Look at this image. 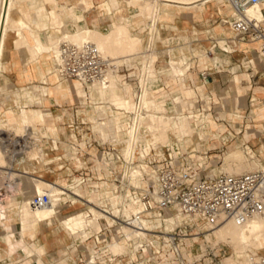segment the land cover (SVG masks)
I'll return each instance as SVG.
<instances>
[{"label":"bare ground","instance_id":"obj_1","mask_svg":"<svg viewBox=\"0 0 264 264\" xmlns=\"http://www.w3.org/2000/svg\"><path fill=\"white\" fill-rule=\"evenodd\" d=\"M68 1L69 0H64V1L51 0V2L54 3L53 4L54 6L52 8H48L45 7L44 5L37 3L36 1H30V0H0V78L3 72L2 58L4 55V49L6 45V36L9 31L12 30L17 31L16 34L18 33L19 37L14 40V43L17 46L19 45L27 46V48L30 51L29 57L32 59V62L34 60L41 63L42 61L40 62L38 60V58H40L39 54L46 53L48 55V58L42 63V65L43 67L53 69L54 71L57 68H55L53 61L55 60L57 65L61 61L59 49H60V44L63 41L82 42L84 40H92L95 43H97V45L100 47L104 55L107 54L106 56L112 53L113 50L118 51L122 49H123L122 51L127 50L129 52L135 50L134 51L135 53H131L132 56H134L135 54L137 55L141 54L143 57L142 58L143 67L141 73L142 75L140 76L142 77V87L144 90L143 104L141 105V108L148 109L149 107H154L153 105H155V107H157L156 109L159 110L161 109V107L166 105L168 100L164 96H162L163 98L160 99L158 98L154 99L148 96V81L151 75H155L152 70L151 64L155 60V55H156V49L150 48L151 51L149 50L150 51L149 52L148 47L152 43L156 45L158 38L163 39L171 54L170 65L172 66V69L183 72L182 68H179L177 62L181 55L179 57H175L174 55L175 47L176 46L178 47L177 44L180 43L181 41H179V39L177 40L176 37L162 38L160 35L159 21L165 18L169 19L168 15L166 14V11H171L169 8L171 6L192 5L197 2L198 5L204 7L207 1L210 0H142L144 2L136 3L135 5L136 11L132 12L134 14V17L138 14L150 15L149 18L150 20L147 23L148 38L132 32V27L134 26V23L131 25L127 23L130 20L126 19V13L122 15L121 22H116L115 20H113V23L108 30H102L97 27L90 26L88 25V23H86L85 26H83L82 23L79 22L80 19L78 18V16L81 15V13L78 12L77 7L75 5L69 4ZM79 1L84 3V7L87 9L95 5V0H79ZM120 1L121 0H102L101 4L100 3L99 4L106 9L109 8L117 9L122 7ZM130 1L131 0H126V5L123 6L125 7V11H127L130 8L127 6L128 2ZM263 8H264V0L253 6H249L246 10V14L250 17H256L258 19H262L264 16ZM16 9H18L22 13L23 15L22 17L14 16V10ZM30 9H34L37 12L40 20L39 23L42 29L46 30V28H58L59 30L57 31H61V34H58L56 31L57 35L51 36L48 34V32L42 33V31L34 28V26H32L31 23L32 21L30 20L31 18V13L29 12ZM65 15L68 16L67 19L64 18ZM131 17L132 16H129L127 18L131 19ZM69 18L75 20V25L73 27H70V25L68 24ZM25 28L28 29L27 34L24 32ZM180 38L187 39L188 37L187 35L185 36L182 35L180 36ZM256 43L258 45L260 42L256 41ZM140 49L143 50L137 52ZM215 59H217L218 61V57H215ZM14 65H17L16 61L8 64L5 63V69L12 68ZM38 76L40 78L46 79L45 71L41 70L40 72H38ZM53 77L56 79V76ZM120 80L121 79L118 78V74L112 73L109 76V80L105 82V84L96 83L94 85H90L87 88L82 82L77 80L74 81L71 85L68 84L65 85V87L69 91H75L76 94L82 96L85 101L89 102V98H90V103L92 104L93 110L92 112H89L87 114L91 115L92 117L99 114L100 106L102 107V109H104V112L107 115V119L100 121V125H101L100 131L102 137L107 138L110 135H112L115 138H117L119 140V143L116 145H123L122 149L124 152L120 155L127 157L126 159L132 157L134 158L137 157L141 159L142 162L137 166H132V165L137 164V162H140V160L131 159L130 167L126 169L125 175L130 174V176H136L138 174H144V173L146 174V172L149 173L150 175H149L148 183L147 184L144 183L142 187L144 188L147 187L148 184H150L151 179H153L154 176L152 175L153 174L152 169L145 163L144 159L146 157V154L152 149V147L158 146L157 141L163 140L164 143H168L170 149L174 152L175 155L179 154L180 151H182L181 144L179 141H177V143L171 142V136H170L171 129H175L176 132L181 131L183 133L181 138L183 139L185 145H187V147L189 148L188 152L192 153L193 155H196L195 151H199L202 147V142L200 141V139L209 138V135L204 131L205 125L203 124L204 121L203 118H198V123L201 124L200 127H192V125L190 124L191 121L190 117L196 116V114L194 113L187 115V113L180 111L175 115H167L166 113L156 114L152 112H141L140 108L134 102L132 97L124 92V89L121 86L122 80L121 81ZM124 84L126 85V83ZM40 87H43L42 90L44 92L42 93L41 91L39 92ZM58 87L59 88H57V92H60L59 89H62L64 87L63 81L60 82ZM35 89L39 92L38 94L37 93L32 94V92L25 90L23 97L17 91L16 93L19 95H17L15 99V103L20 105L21 100L24 99H26V103H29L30 101L40 102L43 101L42 94L48 96L54 93L52 89H50L48 86L45 85L44 86L36 85ZM186 93L193 94L194 91L189 88L186 91ZM167 97L171 98V94L169 93ZM94 100H96L95 102L96 104L99 103L101 105L94 104ZM117 110L120 112V114L117 113ZM124 110H128V111L137 110L136 119L134 118L132 119V117H130L129 120L128 117L126 118V114ZM254 113H257L256 110H254ZM47 114H49V112L41 108L27 109L25 107H19L18 110H15V116L13 120L8 118L7 115L4 116V118L0 119V125H1L0 167L7 168V170L5 171L8 173V176L10 178L11 176L31 177V179L34 182L35 193L49 192L51 195V203L42 207H35L31 205L30 198L26 196L23 197L20 201L15 199L10 200L8 205L4 206L3 203H1L2 198L0 196V224L3 225L6 230L5 239L11 242L12 241L11 233L14 231V230H9L5 227L6 225L5 221L13 220V218L17 216L19 219L20 234L22 236L28 234L34 238V245L36 247L33 249L34 251L31 254V256L33 255L35 256V259L33 261L34 264H50L45 260L44 252L46 249V245L37 239L38 238L37 233L39 227L43 222H46L50 226H54L55 225L54 218H57L60 221V224L56 226L57 229L61 228L66 234L72 237L75 236L76 239L81 240V243H85L86 240L84 237L85 235H87L86 231L84 230L81 232L79 231L74 232L73 228L63 226L61 222V218L59 217L60 207L63 204L62 201L71 198L72 200L78 203H88V210L91 212L93 216L90 226L97 234H99L103 230V223H102L103 218H105L108 222L110 221L111 223L114 222L116 217L115 222H118L119 223L118 225L121 227L117 228L118 232L114 236V239L106 243L105 247L107 248V250L104 249L105 252L109 251L115 255H130L129 260L136 261L137 252L141 249L142 245L144 244H147L149 251H151L152 253L153 250L155 249L159 250V247L161 249L162 244L160 243V239H159L160 234L157 233L159 231L156 228H162L164 223L167 229L174 228L176 224L180 223L182 220L185 219V217L182 216L181 212H179L180 214L177 215L176 214L177 212L168 209L166 214L163 213L161 214L159 212H155V213L147 212L146 215H141V212L143 210V204L141 202L140 196L134 194H127L124 199L125 204H123V208H124L123 214L124 216H126L124 217L122 215H119L121 209V208L119 209V207H113L111 209V208H106L105 204L102 205H96L94 203L92 204L95 198L94 197H90L88 199L85 198V193L82 190L78 189L77 188L78 186L76 187V189L70 190L61 183H56L54 181H51L45 178L43 175L35 174V172H38V169H36L35 166L28 167L25 165L23 169L13 168L10 166L11 170L10 171L8 170L10 169V167H7V164L6 163L3 164V162L13 161L14 157H7L5 154V150L2 144V140L4 138L1 132L2 127H4V125L15 127L17 128L15 130L23 132L22 135H24L25 137L27 136H30L31 138L36 137V139L42 141L44 137L50 138L51 135L53 136L57 135L58 130H56L54 127H50L46 134L44 133L42 135L40 134L31 135V133L33 132L30 131L31 132L30 133L29 129L30 126H32L37 119H43ZM244 116L245 114L242 113L240 109H238L231 112L230 119L233 121H235L236 119L243 120ZM261 117L263 118L264 115L261 114L259 118ZM128 120L130 121V127L126 128L124 127L123 123L126 122V126H127ZM102 123H105L106 126H102ZM212 125H216V122L212 121ZM142 126L145 127L149 132H151L152 134L151 138H145V136L144 137L142 136L141 133ZM255 127L260 128L261 131H264L263 126L260 127L255 126ZM247 129H248V133H250L249 135L255 137L256 131H254V127H252L250 123H248ZM55 145L58 147V137H53V146ZM33 148L38 149L39 153L35 155V153L33 152L35 156H33V158L30 156L31 158L28 160L31 162L36 160L38 161L41 160L42 162L47 163L42 158V155L44 156V154H46L44 149L41 146H39V144L37 145L32 144V149ZM30 151L31 150L29 151L26 150L25 154L28 155ZM199 157L202 156L199 155ZM223 160L225 161L224 165L220 168V170L222 171H226L229 173H241L247 171V166L245 164L244 165L242 164L244 163L243 161L246 162V155L244 153V150L240 146L238 147L236 146V148H234L232 151L226 153ZM105 163L108 166L109 160H106ZM248 166L249 169H254V168L257 169L261 166H262L261 168H263L262 162L255 160L250 164H248ZM0 170L2 171L1 168ZM140 182H142V179L136 178V183H140ZM8 186L11 187V183H9ZM2 188L3 187H1L0 189ZM1 194L2 191L0 190V195ZM99 194H100L99 197L100 203L101 201L104 202L106 197H109L108 194L101 195V192H99ZM57 195L60 196V201L56 200ZM10 209H12L13 212H11ZM186 217L189 220L195 219L191 215H187V214ZM76 219H77L76 211L70 215H67L68 221H74ZM127 219H130L129 222L125 221ZM205 225H207L206 226L207 228L210 227L207 223H205ZM210 228L211 231H206L205 239H203V241L200 243L202 250L203 248L206 247L205 246L206 240L213 243L215 238L218 241L229 242V244L231 242V244L233 243L237 247L236 253H238L237 255L239 256L238 260L227 257L224 261V264H251V262H253L254 260V258L252 257V252L254 253L256 251L264 249V216H255L243 224H239L235 220L230 219L223 222L219 226L213 227V229L212 227ZM199 233L200 232L192 233L190 234L191 236L190 237L187 236L186 239H188L189 237V239H191L190 242L199 240L201 238ZM211 233L214 234L213 240L211 239V235H210ZM22 243L25 249L26 246L33 244L27 242L24 237H22ZM167 243L168 240L164 242L165 245ZM88 247L93 251V253H96L95 250L97 248L95 246L89 245ZM185 249L186 247L184 246V250ZM151 252L147 256H150L152 254ZM147 258L148 257L146 258L142 257L133 264H147ZM256 261L261 262L263 261V258L257 259ZM59 262H60L59 264H79L77 262L70 263L66 258L60 259Z\"/></svg>","mask_w":264,"mask_h":264},{"label":"crops","instance_id":"obj_2","mask_svg":"<svg viewBox=\"0 0 264 264\" xmlns=\"http://www.w3.org/2000/svg\"><path fill=\"white\" fill-rule=\"evenodd\" d=\"M37 3L48 7L47 4H45V2L43 1H38ZM68 3L71 5H75L78 12L81 13V16L83 15L79 22H86L88 23V25L97 27L102 30H108L112 25L113 20H115L116 22H121L122 15L125 13V7L123 6L118 9L109 10L102 7L100 5V2H97L98 5H96V1L95 5H93L89 9L85 8L84 3L80 2L79 0H69ZM196 4L197 2L189 6H171L169 7L172 12L171 18L162 19V24L160 26V35L162 37L180 38V36L182 35H187L188 38L181 39V42L177 44L178 47H175L174 55L176 56V54H178L177 56L179 57L181 54L186 53L188 55L190 64L185 75H181L179 77L171 76L169 74V69L171 68V54L168 50V47L163 46L165 49L157 48V57L151 64L152 70L155 75H151L148 81L150 89L149 96L152 98L156 97L158 99L163 98L162 96L167 98L168 102L166 103V107L168 113H176L178 110L190 113L192 111L195 112V110L197 111L198 109H200L199 114H203L205 113V111H207V113L211 114V116L213 117L216 125H212V120H210L211 122L206 123L204 131L209 135V138L200 139V141L202 142V146L204 147L206 146L207 142H211L209 151L210 149L223 150L225 148H229V76H232L234 80L235 77L238 76L240 79V83L244 81L248 83L245 87L242 86L243 91L241 93V97L246 96V98L249 99L251 90L250 88L254 84H257V91L255 92L261 96H264V63L262 64L260 62V60H262L264 56L259 51L258 54L261 56V59L257 61V64L253 62V59L249 60L250 55H253V52L260 46V43L258 45L256 44V41H254V43H251L249 42L250 38H246L244 40H239L237 38L236 32L232 29L229 23L225 22L226 19H230L233 13V7L228 1L210 0L207 1L204 7ZM127 6L131 8L134 7V10H136L133 1L128 2ZM29 12L31 13L33 19H39L38 14L34 9H30ZM116 12L119 13L118 18L116 17ZM131 13L132 10H129V15ZM22 16L23 15L20 12L19 16L17 17ZM69 19L68 24L70 25V27H73L75 25V20L72 18ZM36 29L42 31L40 23L39 28ZM57 30L59 29L46 28V32H48V34L51 36H56L57 33L61 34V31ZM132 30L138 35L148 36L147 25L145 28H143L142 26H137L136 23H134ZM14 44L15 43H13L14 49L17 47V55L16 58H14V61L18 62L19 59L22 61V59L25 57L24 53H26V56H30V51L27 46L16 45L15 47ZM22 47L25 49H21ZM39 56L43 57L44 61L48 58V55L46 53H40ZM215 57H218V61L217 59H215ZM142 58L143 57L141 54H135L132 57H130L129 55L124 56L123 60H121V63L123 64V70L119 74L123 83H126L130 86L131 92L129 93V96L131 97H133L138 91V79L141 77L140 75H142L141 73L143 67ZM44 61L35 66L36 73L30 77L23 78V76H21L18 71L14 69L16 70L15 81L20 85L30 82L42 84V80H47V74H52V80H50L48 84H50L54 88V90L52 89L54 93L48 96L42 94L43 102H39V104L45 107L46 103L49 102V105L48 107L41 109L49 112V114L45 115V117L63 116L65 119H67L68 122L71 121L69 123V127H74L73 123L76 120V112L79 111L78 109H75L78 97L76 96L77 94H75L73 91H69L65 87V85L67 84L71 85L69 81L71 78H62L64 87L62 89H59L62 94L57 93V88L59 87L56 86L58 84V79H60L61 77L59 76L58 72H56L57 69L56 71H54L53 69L43 67L42 63ZM251 62H253L252 64H254L255 66L251 65ZM53 64L57 65L56 61H53ZM205 69H208L209 72L208 81H206L202 77V72ZM250 69H252L253 71H250ZM41 70L45 71L46 79L40 78L38 76V72H40ZM53 72H55L56 75H54ZM53 76H56V79ZM173 85L178 86L176 89H172L171 87H173ZM189 88L194 91L193 94H187L182 90H188ZM169 93L171 94V98L167 97ZM170 99L172 102H170ZM88 103H90V98ZM208 103H210L209 106H207ZM20 107L29 109L28 103L26 102ZM184 107L185 109H183ZM117 113L120 114L118 110ZM220 113H223L224 115L221 116ZM100 115H103L104 117L101 118L99 115L93 117L94 121L97 124L100 123V119H104L105 117H107L104 109L102 108H100ZM45 117L43 119H45ZM123 125L126 127V122H124ZM50 127L53 126H49V128ZM54 128L58 130L56 124ZM242 131L243 130L241 129V132ZM53 137H56V135L50 136L49 139L51 141L49 147H42L44 150L49 148V152H47L46 154L49 156V158H51V161L49 163H45L40 160L38 164L44 163L52 165L64 158L63 156L58 155V147L56 145L53 146ZM172 139L173 142L177 143L176 137L173 136ZM244 139L250 140L246 138V134L244 135ZM95 140L96 141L87 139L86 141L87 148H92L87 150L88 158L87 160H85L86 166L84 171L81 172V176L79 177L83 181V183L85 182V184L87 185V190L85 192V198L87 199L90 198L93 193L103 192L100 191L102 189L101 186H103L106 182H109V176H112L115 181L117 178H120L119 175L115 176L111 170L110 174L108 175L107 173H104L101 169H99V164H106L105 161L109 160V158H112V156L110 155L108 157L100 156L101 153L105 151L111 153L109 150H106L107 147H111V144L104 143L103 141L105 140L102 136L100 139L97 138ZM179 142L181 144V148L183 149L182 145H185L183 139L180 138ZM188 151L187 153H189ZM216 155L212 160H210L212 158V155L206 156L207 159L202 163L205 168L204 173H207L206 171L208 169L216 171L215 168H210V165L216 164L220 161V159L216 161ZM27 158L28 157L25 153L20 154L18 155L16 161L23 162L25 164H33V162L29 161ZM65 158L67 160V157ZM49 180L59 183L57 180L56 169L50 168ZM124 182L125 184L119 183V188L117 187L118 191L123 192V194L128 191V193L131 194V187H128L126 185V179L124 180ZM62 185L67 187V184ZM68 201L69 199L64 201L62 207L64 205L66 206ZM84 205L87 207L88 203H79L77 207L73 206V204L70 203L67 205L66 209H69V211H73L81 209L80 207H83ZM54 221V224L56 225L57 218H54ZM55 227L56 226H50L46 222H43L39 227L37 233V239L46 245V249L44 252L45 260L57 259L60 255H62L70 262L77 259V257L81 259L93 253L90 248H87L84 251L78 250L77 252L76 250L78 249V247L74 249V245L70 244V242L73 240V237L66 234L65 232L61 233L57 230V228L55 229ZM13 229L14 231L11 233V238L14 235L13 237L17 240L24 237L27 242H34V238L30 235L26 234L25 236H22L19 233V226H13ZM5 232L6 230L4 226L0 224L1 244H7V241L5 239ZM104 247L105 245L103 247L98 246L95 251L98 253L107 254L108 251L105 252ZM5 251L7 252V250ZM127 258L128 255H124L123 261H127ZM137 259L138 257L136 258V260ZM8 260L9 257L4 256L3 251L0 250V264H8ZM17 263L23 264L22 259H19Z\"/></svg>","mask_w":264,"mask_h":264},{"label":"rangeland","instance_id":"obj_3","mask_svg":"<svg viewBox=\"0 0 264 264\" xmlns=\"http://www.w3.org/2000/svg\"><path fill=\"white\" fill-rule=\"evenodd\" d=\"M30 1H43L45 2V4H47L48 8H52L54 5V3L51 2V0H30ZM64 1V0H62ZM96 3L100 2L102 0H95ZM133 1V4L136 5V3H142L144 1L142 0H131ZM124 3V4H123ZM120 4L122 6L126 5V0H121ZM98 5V4H96ZM184 6H189V5H184ZM134 7H130V9H128L127 11H125L126 13V19L130 20L127 23H129L130 25L133 23H136V25H140L143 28L146 27L148 21L150 20V15L148 14H138L134 17V14L131 13L129 15V10H132V12H135L136 10L133 9ZM112 10L116 9V8H111ZM109 8V10H111ZM118 9V8H117ZM115 12V11H114ZM117 13V12H116ZM20 11L18 9L14 10V16L17 17L19 16ZM118 14L117 13V18H118ZM166 14L168 15V18H171L172 16V12L171 11H166ZM129 16H132L131 19L127 18ZM149 16V17H148ZM83 17V15H79L78 18L81 19ZM148 17V18H147ZM65 19L68 18V16L65 15L64 17ZM148 19V20H147ZM30 20L32 21V26H34V28H39V19H33V17L31 16ZM35 20V21H34ZM162 20L159 21V27L161 26ZM85 23H82L83 26H85ZM17 31L12 30L9 31L7 36H6V45H5V49H4V55L2 58V76L0 78V119L4 118V116H8V118L10 119H14L15 116V110H18L20 106L24 105V103L26 102V99L21 100L20 106L18 104L15 103V98L17 97L16 92L18 91V93L21 94V96L23 97L25 90L32 92V94H38L40 91L44 92L42 89L43 87L39 88V92L35 89L36 85H45L48 86L50 89L54 88L48 84V82L50 80H52V74H47V80H42L43 83L42 84H38L36 82H30L27 84H17L15 81V77H16V70L18 71V73L24 77H30L32 75H34L36 73V67L35 65L37 63H39L38 61H34L32 62V59L29 56H26L22 59V61L19 59L17 62V65H14L12 68H8L4 70V64L5 62L8 63H13L14 62V58H16L17 55V47L16 44L15 45V49L13 46L14 40L16 38L19 37L18 33L16 34ZM24 32L27 34L28 30L25 28ZM46 30L42 29V33H45ZM133 32V30H132ZM134 33V32H133ZM145 33V31H144ZM143 37L148 38V36L145 35H141ZM162 37V36H161ZM162 38H166V37H162ZM179 39V41L181 40V38H177V40ZM251 43H254L253 40L250 39ZM257 44V43H256ZM163 46H166V43L163 41V39H159L157 40L156 45L155 44H150L148 47V51L151 49H156V55L158 53V49L157 48H164ZM21 49H25V48H21ZM165 49V48H164ZM123 50V49H122ZM118 50L115 51L113 50L112 53L108 54V56H112V57H116L119 62L121 63L124 58V55H129L130 57L132 56L131 53H135L133 50L132 52L127 51V50ZM143 49L140 50H136L137 52L141 51ZM151 51V50H150ZM149 51V52H150ZM260 51V46L258 47V49H256L253 52V55H250V59H253V62L255 64H257V61H259V59H261V56L258 54ZM148 52V53H149ZM185 54V55H184ZM107 55V54H106ZM155 55V59L156 56ZM178 54H176L175 57ZM122 57V58H121ZM183 58V60H182ZM31 59V60H30ZM38 60L44 61L43 57L38 58ZM182 60V61H181ZM55 61V60H54ZM179 68H182L183 72L181 71H176L174 69L171 68L169 69V74L171 76H181V75H185L186 71L189 67V58L188 55L186 53L181 54L179 60L177 61ZM253 62H251V65L255 66L254 64H252ZM260 62L263 64L264 63V57L262 58V60H260ZM259 63V62H258ZM55 65V68H57V65ZM16 69V70H14ZM56 71V70H55ZM250 71H253L252 69H250ZM57 72V71H56ZM54 75L55 72H53ZM118 78L121 79L120 74H118ZM70 83L72 84L74 81H77L75 79H70L69 80ZM121 81V80H120ZM60 82H62V78L58 79V84L56 87H58V85L60 84ZM248 83L247 82H242L240 83V79L238 76L235 77V80L232 76H229V148H225L223 150H219V149H213L209 151V147H210V143L211 142H207L206 146H202L201 149L199 151H195L196 155H193L192 153H187L188 151V147L186 145H182L183 149L182 151H180L179 154H177L176 156L179 157L181 156V154L183 153H187V155L190 156V160L192 162H196L195 165L198 166V160L203 163L204 160L207 159V155H212L211 159H213V157L216 155L217 160L220 159V161L216 164L210 165V168L212 169H216L215 170H207V173H215V172H219L220 168L224 165V157L225 154L228 153L229 151H232L234 148H236V146H240L242 147V149L244 150V153L246 155V162L243 161L244 163H242L243 165L245 164L247 166V171L248 170H255L254 169H249L248 164H250L251 162L255 161H260L263 164L264 167V131H261L260 128H257L255 126H263L264 127V117L259 118V116L261 114L264 115V96H261L259 94H257L255 91L256 90V86L257 84H254L250 89V97L249 99L246 98V96L241 97V93L243 91V87L242 86H246ZM250 84V83H249ZM35 86V87H34ZM121 86L124 89V92L126 94L129 95V93L131 92V88L128 84H124L121 81ZM178 85H173V87H171L172 89H176ZM191 89V88H190ZM193 89V88H192ZM34 90V91H33ZM183 92H186L187 90L182 89ZM181 90V91H182ZM195 90V89H194ZM196 91V90H195ZM75 94L76 92L73 91ZM57 93H61V92H57ZM245 93V90H244ZM62 94V93H61ZM78 97V101H77V105H75V109H78L79 111L76 112V120L73 123L74 127H69V123L71 121H67V119H65L63 116H52V117H48L46 116L45 119H37L34 124L32 126H30L29 132H33L31 133V135H36V134H46L49 130V126H53L55 127V124L58 128V134L56 135V137H58V155L59 156H63L64 158L62 160H59L57 163H54L52 165L50 164H38V160H36L35 162H33V164H25V163H21V162H17V161H4L3 164H7V167H13V168H18V169H23V167L26 165L28 167H36V169H38V173H35L37 175H43L45 178L49 179L50 176V168L52 169H56L57 170V180L59 183L61 184H67V188L70 190H74L76 189V187L80 190H82L84 193L87 190V185L85 184V182L83 183L82 180L79 178L81 176V172L84 171L85 169V160H87V150L91 149L92 147L87 148L86 145V141L87 139H91L92 141H96L95 139L97 138H101L102 134L100 131V123L97 124L94 121V118L88 114L89 112H92L93 107L91 103H88V101H85L84 98L82 96H79L78 94L76 95ZM156 98V97H155ZM154 98V99H155ZM43 102V101H40ZM96 100H94V104ZM171 102V100H170ZM99 104V103H97ZM96 104V105H97ZM210 103L207 104V106H209ZM49 102L46 103L45 107H48ZM101 105V104H99ZM195 105V103H194ZM154 107H149V110H152L153 108V112L152 113H156V114H167V115H175L176 113H179L180 111L178 110L176 113H168L167 112V107L166 105H164L163 107H161V109H156L157 107H155V105H153ZM44 106L40 105L39 102L37 101H30L28 103V108L29 109H39V108H45ZM166 107V108H165ZM262 107V108H261ZM100 108H102L100 106ZM15 109V110H14ZM156 109V111H155ZM166 109V110H165ZM182 109V108H180ZM185 109V107L183 108ZM240 109L242 113L245 114L244 118L242 121H239V119H236L235 121L230 119V114L231 112ZM161 110V112H160ZM254 110H256L257 113H254ZM158 111V112H157ZM184 112V111H182ZM225 112V111H224ZM260 112V113H258ZM186 113V112H184ZM194 113L196 114V116L194 117H190L191 121L190 124L192 125V127H199L201 125H199L198 123V118H203V124L206 125L207 122H211L210 120H213V117L211 116V114H208L207 112L203 113V114H199V111L195 112H190L187 113V115ZM101 118L104 117L103 115H100V109H99V114H98ZM221 116H223V113H220ZM78 116H79V120H78ZM256 117V118H255ZM59 118V119H58ZM107 119V117H105L104 119H100V120H105ZM11 120V121H12ZM39 120V121H38ZM85 121V122H83ZM212 123V122H211ZM248 123H250V125L252 127H254V131H256V135L255 137L250 136L248 133V129H247V125ZM261 123V124H258ZM263 123V124H262ZM102 126H106L105 123H102ZM1 127V125H0ZM28 127V126H27ZM125 127V126H124ZM17 128L15 127H11V126H5L2 127V134L4 133V135H22L23 132L15 130ZM241 129L243 130L241 132ZM40 130V131H39ZM241 132L239 133L238 132ZM23 131V130H22ZM247 131V132H246ZM175 132V133H174ZM182 132H176L175 129H171L170 130V136H171V142H173L172 137H176L177 141L180 140L181 136H182ZM246 134V138L250 139V140H246L244 139V135ZM152 134L145 136V138H151ZM144 137V136H143ZM35 141V145L39 144V146L41 147H49L50 146V139L48 137H44L42 141H39L38 139H36V137H33ZM106 141H110L112 143H114L118 154H122L123 151V145H116L119 143V140L117 138H115L114 136L110 135L107 138H103ZM106 150H109L111 153L108 152H102L100 156H104V157H108L109 155L112 156V148L111 147H107ZM36 151V152H35ZM45 153L49 152V148L44 150ZM184 151V152H183ZM35 155L37 153H39L38 149L35 148H31V151L29 152V154L27 155V159H30L31 157L33 158L34 153ZM194 152V153H195ZM209 152V153H208ZM253 152V153H252ZM33 155H32V154ZM7 154V153H6ZM202 157H199V155ZM31 156V157H30ZM134 156V155H133ZM251 156V157H250ZM67 157V160L66 158ZM124 157V156H123ZM249 159H248V158ZM42 158L44 159V161H46L47 163H49L51 161V158H49V156L47 154H44V156L42 155ZM124 157V159L126 161H128L131 164V159H138L140 160V162H137V164H133L132 166H137L138 164H140L142 161L140 158L137 157H132V158H128ZM248 162V164H247ZM9 164V166H8ZM21 166H20V165ZM8 169L9 171L11 170ZM262 167V166H261ZM259 167V168H261ZM1 168V167H0ZM129 167L125 168V165L122 163H119L118 168L116 169V175L118 174L121 178L122 173L126 172V169H128ZM2 171L0 170V188L3 187L2 189H0L2 191V194L0 195L2 198L1 203H3L4 206H7L10 200H18L20 201L23 197H29L30 199L32 198V196L35 193V189H34V182L31 179V177H27V176H20V177H15V176H11V178L8 176V173L5 171L7 170V168H1ZM4 169V170H3ZM41 169V170H40ZM99 169H101L104 173H107L108 175L110 174V170L112 171V169L106 165V164H99ZM258 169V168H257ZM114 173V172H113ZM145 174V173H144ZM144 174H138L136 176H130V174L125 175L124 176L126 179H129L131 181H133L134 183H136V178L138 179H142V182L140 183H136V185L138 187H143L144 183L147 184L148 183V179L149 176H145ZM115 175V173H114ZM145 176V177H144ZM144 177V178H142ZM14 178V179H13ZM73 178V180H72ZM110 180L109 182H106L103 186H101V190L103 191L101 192V195L104 194H108L109 197L105 198V201H101L100 203V194L99 192L97 193H93L91 195V197L95 198V202L93 201L92 204H96V205H102L105 204L106 208H113V207H119L120 209V214L124 216L123 212H124V208H123V204H125V197L126 194H123V192L118 191L117 187L119 188V183L120 181H115L114 178H112V176H109ZM23 179V180H22ZM68 179V180H67ZM20 180V181H19ZM11 183V187L8 186V184ZM104 188V189H103ZM117 189V190H116ZM77 191V190H75ZM99 194V195H98ZM113 198V199H112ZM69 201L67 202V205L72 203L73 206L79 205L78 202L72 200L71 198H68ZM71 199V200H70ZM56 200L60 201V196H56ZM66 201V200H64ZM64 201H62V203H64ZM67 205L65 206H61L60 207V213H59V217L61 218V222L63 224V226L65 227H69V228H73L74 232H81V231H86L87 235H85V243H81V240L76 239L75 236L73 237V240L70 242V244L74 245V249L78 247V249L76 250L78 252V250L84 251L85 249L89 248L88 246H95L96 248H98V246L103 247L104 245H106V243H108V241H112L114 239V236L117 234L118 230L117 228L121 227L119 226L118 222H115L116 217L114 222L110 221L108 222L105 218L102 219V223H103V230L97 234L94 232L93 228L90 226L91 224V220H92V214L91 212L88 210V206L86 207L85 205L83 207H80L81 209H77V210H73V211H69V209L67 208ZM11 212H13L12 209H10ZM76 211L77 214V219L74 221H68L67 220V215H70L72 213H74ZM176 212V211H174ZM177 215L180 214L179 212L176 213ZM118 215V216H119ZM182 216L185 217L184 220H182L180 222V224L182 225V228L184 230V232H186L188 234V236L190 237L192 233L195 232H200V229H204L207 228L205 225V221L199 220L197 223L193 224V222H191L187 217L186 214L182 213ZM126 217V216H124ZM122 218V217H121ZM123 219V218H122ZM11 221V222H9ZM6 225L5 227L9 230H14L13 226H19V219L18 217H14L13 220H6L5 221ZM89 223V225H88ZM114 223V224H113ZM60 224V221L57 219L56 221V225ZM179 224V223H178ZM87 225V226H86ZM166 225L164 223L163 227L164 228ZM88 228V229H87ZM56 229V227H55ZM58 231H62L61 233H63V229L59 228L57 229ZM19 233H20V227H19ZM211 239H214V234L211 233ZM14 236V235H13ZM12 236V241L8 242L7 244H1L0 243V250L3 251V255L4 256H8L9 260H8V264H18L17 261L19 259H22V263L23 264H33V261L35 259V256H31L32 252L34 251L33 249L36 247L34 245V242H32V245H28L26 246V249L24 247V245H22V238L20 239H15ZM92 236V237H91ZM186 239L185 240V256H186V261L189 264H196L195 261V255H202L203 253L201 252V246L200 243L203 241V239H205L204 237H201L199 240H195L193 242H190L191 239ZM21 242V243H20ZM197 243V244H196ZM162 244V243H161ZM160 244V245H161ZM209 244H213L212 246H216L215 251L218 254V258L217 260H221V264H224L225 259L228 258H234L236 260H238L239 256L237 255V247L235 246V244H229V242L226 241H218L216 238L214 239L213 243H211L210 241L206 240L205 242V248H203V252H207L209 249L208 245ZM236 247V248H235ZM105 250H107L106 247H104ZM236 249V250H235ZM7 250V252L5 251ZM161 250V251H160ZM155 251H160L162 253L163 256V260L162 263L166 264L169 257H171V255H173L172 252H170L171 250L168 248V246L166 245H161V249L159 247L158 249H155ZM151 251H149V249L147 248V250H144L142 252H138L137 253V257L138 259H140L139 257L144 256V255H149V253ZM236 254H235V253ZM152 253V252H151ZM10 255V256H9ZM62 255H60L57 259H46V262L50 263V264H59V260L63 259L65 257H63ZM77 257V256H76ZM130 255H128L127 260H129ZM252 257L254 258L253 262H251V264H255V263H259V264H264V249H261L259 251L256 252H252ZM263 258V261L258 262L256 261L257 259H261ZM217 260L214 263L211 264H218ZM223 261V263H222ZM75 262H80L79 257H77V259L70 261V263H75ZM126 263V261H123V264ZM161 263V264H162Z\"/></svg>","mask_w":264,"mask_h":264},{"label":"built area","instance_id":"obj_4","mask_svg":"<svg viewBox=\"0 0 264 264\" xmlns=\"http://www.w3.org/2000/svg\"><path fill=\"white\" fill-rule=\"evenodd\" d=\"M226 1L233 7V13L230 19H226L225 22L229 23L239 40L250 38L253 41H259L260 53L264 56V16L262 19H258L246 14L249 6H253L262 0ZM59 54L61 57V61L57 65L59 76L63 79L79 80L87 88L96 83L105 84L112 73L119 74L123 70V64L119 63L116 57L104 55L97 43L92 40L63 41L60 44ZM202 77L206 81L209 80L208 69L202 72ZM143 96L142 77H140L138 79V91L132 99L141 112H153V110L141 108ZM124 111L126 118L128 117L129 120L130 117L136 119L137 110ZM129 120L126 128L130 127ZM141 133L142 136L151 134L143 126ZM2 136L4 137L2 144L5 154L7 153V157H14L13 161H16L18 155L24 154L26 150H31L32 144H35V141L32 140L34 138L30 136L4 135V133ZM103 142L111 144L113 155L112 158H109L108 167L112 169L115 176H118L115 171L119 163L124 164L125 168L130 167V163L118 154L114 143L106 140ZM157 144L158 146L152 147L144 159L145 163L152 169V175H154L147 187H138L134 182L126 179L124 177L125 172L122 173L121 178L116 179L123 184H125L124 180L126 179V185L131 187V194L140 196L143 204L141 215H146L147 212L166 214L167 210L170 209L191 215L195 218L194 220L190 219L193 224L199 220L205 221L212 229L230 219L243 224L255 216H264V167L241 173H229L222 170L215 173H204L205 168L199 159H197L199 164L196 166V162H192L187 153L177 157L168 143L159 140ZM149 175L146 172V176ZM125 194H129L128 191ZM30 202L35 207H42L51 203V195L49 192L35 193ZM129 220L125 221L129 222ZM182 225L176 224L172 229H167L166 226L156 228L159 231L157 233L160 234V243L163 245L168 240L166 246L173 253L166 264H189L186 261L184 250L188 234L184 232ZM210 227L200 229V236L205 238L206 231H211ZM208 247L207 252H203L200 247L203 254L194 256L196 264H211L217 260L216 246L209 244ZM147 248V244H144L138 252L147 250ZM160 251L153 250L150 256L144 255L139 258L148 257L147 264H161L163 256ZM123 257L124 255H115L109 251L107 254L96 252L81 258L78 263L123 264ZM136 261L127 260L125 264H133ZM217 262L221 264V260H217Z\"/></svg>","mask_w":264,"mask_h":264}]
</instances>
